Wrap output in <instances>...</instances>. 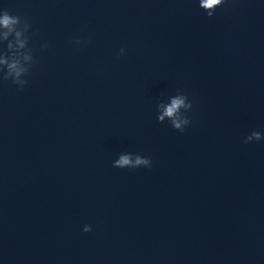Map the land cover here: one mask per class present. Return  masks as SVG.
Returning <instances> with one entry per match:
<instances>
[{"label":"water","instance_id":"1","mask_svg":"<svg viewBox=\"0 0 264 264\" xmlns=\"http://www.w3.org/2000/svg\"><path fill=\"white\" fill-rule=\"evenodd\" d=\"M0 7L31 22L36 59L21 91L0 82V226L20 264H264V139L243 143L264 134V2ZM176 89L182 132L155 119ZM120 151L152 166L113 168Z\"/></svg>","mask_w":264,"mask_h":264},{"label":"clouds","instance_id":"2","mask_svg":"<svg viewBox=\"0 0 264 264\" xmlns=\"http://www.w3.org/2000/svg\"><path fill=\"white\" fill-rule=\"evenodd\" d=\"M196 7L206 17H212L215 11L227 0H194ZM264 2V0H261ZM31 22L19 14H12L7 7H0V82L10 81L21 91L28 83V77L36 62L34 49L29 46ZM71 43L76 47H84L89 43L87 38H74ZM48 47L47 41H41V51ZM125 49H118L117 56L123 55ZM192 100L180 89L169 95L166 102H159L155 108V119L158 123L167 122L174 130L184 131L190 124L188 113L192 109ZM264 139L260 131L252 130L243 137V143L249 144ZM152 166L150 157L137 152L120 151L111 161V167L116 169H148ZM82 232L91 231V226L84 224ZM2 264V262H0Z\"/></svg>","mask_w":264,"mask_h":264}]
</instances>
